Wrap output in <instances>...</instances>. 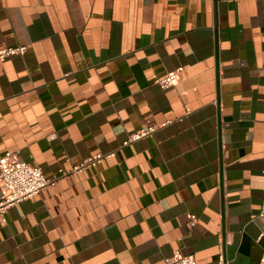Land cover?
<instances>
[{
  "label": "crops",
  "instance_id": "obj_1",
  "mask_svg": "<svg viewBox=\"0 0 264 264\" xmlns=\"http://www.w3.org/2000/svg\"><path fill=\"white\" fill-rule=\"evenodd\" d=\"M19 45L0 153L57 181L0 214V264H264V0H0Z\"/></svg>",
  "mask_w": 264,
  "mask_h": 264
},
{
  "label": "built area",
  "instance_id": "obj_2",
  "mask_svg": "<svg viewBox=\"0 0 264 264\" xmlns=\"http://www.w3.org/2000/svg\"><path fill=\"white\" fill-rule=\"evenodd\" d=\"M25 49L26 46L20 45L0 48V59H5L14 54H23ZM176 80V74L172 72L164 78L158 79L157 82L163 88H166L174 85ZM154 129L153 127L139 129L129 136L127 142L141 139L154 131ZM102 158V154H97L86 160L82 166H75L72 170H82L86 165L95 164L101 161ZM61 171L62 174L68 172L67 170ZM56 181L57 178L47 177L41 166L19 158L18 152L6 151L0 153V214H4L11 205L32 198L46 187L54 185ZM261 213L264 214V210ZM193 217L192 224L195 221V216ZM221 259H223L222 254ZM165 264H197V259L194 254H184L180 251H175L165 259Z\"/></svg>",
  "mask_w": 264,
  "mask_h": 264
}]
</instances>
